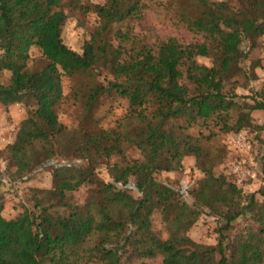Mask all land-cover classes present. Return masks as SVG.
<instances>
[{
    "label": "trees",
    "instance_id": "1",
    "mask_svg": "<svg viewBox=\"0 0 264 264\" xmlns=\"http://www.w3.org/2000/svg\"><path fill=\"white\" fill-rule=\"evenodd\" d=\"M182 1L177 18L199 39L148 44L132 30L145 0H0V106L29 105L3 150L9 178L46 167L51 182L31 188L15 216H0V264H264V189L242 190L216 171L231 155L222 137L264 130L251 114L264 112V89H234L254 78L239 65L241 46L264 37V0ZM64 9L95 15L77 49L62 41ZM105 98L123 99L124 110L101 128L93 111ZM61 106L70 126L58 121ZM187 155L202 175L185 201L157 176L179 171ZM201 212L222 222L214 246L187 234Z\"/></svg>",
    "mask_w": 264,
    "mask_h": 264
},
{
    "label": "rangeland",
    "instance_id": "2",
    "mask_svg": "<svg viewBox=\"0 0 264 264\" xmlns=\"http://www.w3.org/2000/svg\"><path fill=\"white\" fill-rule=\"evenodd\" d=\"M64 1V0H61ZM87 3H100L102 0H83ZM145 9L143 19L132 24L133 32L141 35L146 43L151 44L162 41L166 38L175 37L182 42L194 41L199 39L198 36L189 32L184 25L178 20L177 12L184 8L182 0H145ZM67 18L63 24L61 37L63 43L69 48L77 49L81 41L88 37L89 31L95 25V15L87 13L81 16L78 13L67 11ZM241 60L239 65L248 73L253 72L252 78L245 88L235 87L229 84V87L235 89L236 94H250L264 89V37L258 38L251 45L243 42L241 46ZM29 56H36L33 48L29 49ZM199 63L209 65L210 61L202 57H196ZM230 76H234L229 72ZM9 73H3L2 82H5ZM63 94L68 93V81L62 79ZM228 87V88H229ZM29 105L12 104L7 107L0 106V216L3 219H10L15 216L22 206H27V197H29L31 188H50V174L46 167H41L31 172L27 177L20 180H11L9 175L11 169L7 167L3 150L6 146L11 145L19 128L20 122L26 117L25 109ZM124 110V100L118 98H105L98 102L93 113L99 118V126L101 128L111 127L116 119H118ZM58 121L65 126L73 123L70 107L61 106L58 110ZM254 124L262 126L264 123L263 111H252ZM245 133L249 145L248 151L240 153L236 150L228 148L227 139L231 132L221 138V144L229 155L228 159H224L216 168L218 173L223 175H231L236 186L242 190H253L255 188L264 189V130L257 133L255 130H241ZM250 142V141H249ZM233 152L242 154L234 157ZM234 157V158H233ZM181 169L172 173H160L157 179L165 186L174 191L182 192L186 201L187 195L185 190L202 174L192 163L191 156H184L181 159ZM239 164L240 169L233 171L232 164ZM97 172L101 179L105 182L109 181L103 168L99 167ZM134 196L136 192L130 185L125 186ZM124 187V188H125ZM85 195V187H81L73 192V200L80 202ZM248 214L237 218L232 222V228L239 227L244 218ZM222 226V222L201 212L197 220L188 229V236L195 242L204 245L214 246L216 244V229ZM140 264H159V258H145Z\"/></svg>",
    "mask_w": 264,
    "mask_h": 264
},
{
    "label": "built area",
    "instance_id": "3",
    "mask_svg": "<svg viewBox=\"0 0 264 264\" xmlns=\"http://www.w3.org/2000/svg\"><path fill=\"white\" fill-rule=\"evenodd\" d=\"M228 148L236 150L240 153H245L249 149L250 142L248 141L245 133L243 131H236L229 135L227 139ZM233 171H238L240 169L239 164H232Z\"/></svg>",
    "mask_w": 264,
    "mask_h": 264
}]
</instances>
